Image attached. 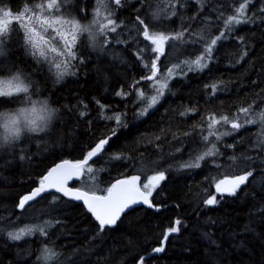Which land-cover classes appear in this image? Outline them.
<instances>
[{
	"label": "trees",
	"instance_id": "obj_1",
	"mask_svg": "<svg viewBox=\"0 0 264 264\" xmlns=\"http://www.w3.org/2000/svg\"><path fill=\"white\" fill-rule=\"evenodd\" d=\"M45 1L0 0V9L20 13ZM242 3L72 0L64 5L69 15L88 24L96 5L103 4L117 26L98 30L94 41L83 32L66 75L34 53L13 23L0 76L35 77L37 93L1 96L0 125L32 102L54 114L50 124L44 120L43 131H23L0 144V264H264V119L259 114L264 113V0H246L241 22L226 26ZM144 25L199 50L184 56L190 64L183 75L169 82L154 109L139 116L138 93L150 84L145 77L152 74L151 63L159 56L160 72L171 66L144 38ZM217 37L207 64L193 66ZM241 108L249 109L252 125L221 139L212 135L205 145L198 139L211 130L209 117L234 118ZM103 139L108 140L105 150L86 165L93 171L83 173L88 181L73 185L97 183L98 193H106L122 177L139 176L142 183L148 173L163 172L151 195L154 207L135 206L103 230L84 204L57 193L18 208L21 196L54 164L83 160ZM208 145L214 155L199 160L198 167L185 166L196 163ZM249 172L234 193L205 203L217 180ZM177 220L179 231L169 233ZM22 229L31 231L19 239L9 235ZM48 248L55 255L45 259Z\"/></svg>",
	"mask_w": 264,
	"mask_h": 264
},
{
	"label": "snow or ice",
	"instance_id": "obj_2",
	"mask_svg": "<svg viewBox=\"0 0 264 264\" xmlns=\"http://www.w3.org/2000/svg\"><path fill=\"white\" fill-rule=\"evenodd\" d=\"M116 4L120 3V0H115ZM53 9L59 7L58 0H48L47 5L39 4L36 5L38 9ZM247 7V3H242L238 9H236L237 14L229 16L225 20V25H232L238 24L241 22L242 17L244 16L245 9ZM25 13H28L25 16ZM96 15H100V10L97 8ZM18 22L19 26L23 28L24 32L27 34V42L32 46L34 49L39 50V54L41 56L45 55V48L43 46H48L49 50L53 53H58L59 55H68L74 56L72 51L73 46L77 40V34L81 32L88 31V28L82 27L78 21L76 20H65L60 17L51 18L50 16H45L43 13H37L32 9L28 8L27 6L24 8L22 12L13 16L10 9H0V36L5 35L9 31V25L13 22ZM94 23H99V20H94ZM143 24V21H141ZM36 25L38 27H34ZM60 25L61 27H57ZM64 25H71L70 30L65 31L63 30ZM116 22L110 18L107 19V23L102 24L100 27V31L103 33L105 29H109L111 31L116 30ZM51 28L55 33V37L52 36H45L42 33H46L47 30ZM39 29V30H38ZM182 35V33L177 34V37ZM223 35V33L221 34ZM143 36L146 40L150 41L155 48L152 49L156 52H163L164 43L176 37H169L164 33H151L148 29L147 25H144L143 28ZM59 37L60 40L63 41V47L66 49V52H61L57 49L53 44L52 41ZM216 39L211 40L209 47L206 51H211V46L215 45L217 42ZM203 57L197 58L195 61H192L197 67H203L204 65L201 64V60ZM187 63V62H185ZM57 68L60 67L59 64L56 65ZM152 70V75L145 77V79L154 80L156 77V72L158 68L156 63L153 61L150 65ZM14 80L18 81L15 85H13L12 81H5L3 82L4 88L0 90V96H11L13 93H27L28 87L23 85V82L19 80V77H14ZM166 84H160L159 88L157 89V95L152 96L150 98L149 107L155 105L158 101V96L163 95L162 89L165 88ZM140 97H144L143 91L139 93ZM146 111V110H145ZM240 111L242 113L247 114L249 109L248 108H241ZM43 113L44 115H40ZM48 116H50L49 110L47 107H43L37 109L33 106L31 109H21L20 114L16 117L10 119L8 123H5V128L13 133H19V124L21 120L26 122V126L31 129L32 132L36 131H43V128L40 124L37 123L38 120H45ZM261 118L264 119V113H261ZM114 119L119 122L120 117L115 116ZM208 128L214 129L215 126L221 121L227 124H231L233 129H239L242 125L236 121L229 120L228 117L222 116L220 119H216L214 116L209 117ZM247 123H252L253 121H246ZM115 134V133H113ZM210 135H214V132H210ZM207 140V137H204ZM108 143L107 139L100 140L95 147L89 151L86 157L83 160L77 161L75 163L70 161H64L61 164L56 165L48 173L43 176V178L39 181V187L36 188L30 195L24 196L19 203V207L23 208L24 205L32 200L35 196L39 195L41 192L45 191L46 189H56L58 192L63 193L65 196H68L75 200H82L88 211H90L95 219L98 221L99 227L101 230L104 229L105 226H111L116 223L119 219L122 212H124L130 205L137 203L138 201H142L145 204H150L148 196L151 195V190L155 188L160 181H162L165 176L163 172H160L156 175L147 178V183L143 185V191H141L140 187H138V181L140 177L133 176L130 179L120 180L117 181L116 184H113L110 188L107 189L106 195H96L95 192H83L79 189L73 190L67 187L68 180L72 179L74 176H79L83 174L85 171L91 173L93 170L91 167H86L88 165V161L92 159L94 156L98 155L103 149L104 146ZM214 155L212 150L205 152L203 155L197 157V163L185 165L186 167H198V161L204 159L205 156ZM118 158V157H117ZM251 173L249 172L247 175L235 177L232 180H222L216 184V191L217 192H229L234 193L236 188L243 184L250 176ZM216 197L212 196L211 198L205 201L208 205L215 204ZM176 227H172L168 229L169 233L179 231L178 225L180 221H175ZM26 230L22 229L20 233L9 235L13 236L15 239H19ZM27 231H31L28 229ZM162 248H157L155 251H162ZM55 253L51 252L48 249L44 250V258L50 259L54 256ZM142 264V262H141Z\"/></svg>",
	"mask_w": 264,
	"mask_h": 264
},
{
	"label": "rangeland",
	"instance_id": "obj_3",
	"mask_svg": "<svg viewBox=\"0 0 264 264\" xmlns=\"http://www.w3.org/2000/svg\"><path fill=\"white\" fill-rule=\"evenodd\" d=\"M70 1L72 2V0H58V3H59V7L57 8H53V9H47L46 7L44 9H38L36 8V6H32V7H28L30 9H32L33 11L37 12V13H43V15L45 16H50L51 18H56V17H60V18H63L65 20H76L79 22V24L82 26V27H86L88 28V31H85L84 34H86L87 36H89V38L91 37V40L94 41L96 40L97 38V32H98V28L99 26H101L102 24H104L107 20V17H108V13L105 12V8H104V5L103 4H98L96 5V12H97V8H99L100 10V15L97 16L95 15L94 17V20H99V23H94L93 21H89L88 24L85 23V22H82L80 19L78 18H75L71 15H69L68 11L66 9H64V5L65 4H69ZM48 3V0H46L45 2H42L40 4H44V5H47ZM13 16L19 14V13H12ZM28 13H25V16H27ZM16 22V21H13L10 25H9V29L10 27L13 25V23ZM18 23V22H17ZM19 25V24H18ZM34 27H38L36 25H33ZM57 27H61L60 25H57ZM71 28V25H64L63 26V30L65 31H68L70 30ZM39 30V29H38ZM21 31L25 34V38L27 36V34L24 32L23 28H21ZM9 32V31H8ZM101 32V31H99ZM12 32L10 33H6L4 35V37L2 38V36H0V57L4 56L6 54V50H7V47H8V44H9V37L11 35ZM196 33H201V32H196ZM43 35L45 36H52V37H55V33L53 32V30L51 28H49L47 30L46 33H42ZM83 34V32L81 33H78L77 34V40H76V43L75 45L73 46L72 48V51L73 53L75 54V48H76V45H77V42H78V39L79 37ZM202 35V34H201ZM27 39V38H26ZM52 44L57 48L59 49V51L61 52H66V49L63 47V41L59 39V37H56L53 41H52ZM45 48V55L44 56H41L39 54V50L38 49H34L32 48V50L34 51V53H36L37 55H39L40 57L44 58V59H48L49 61H52V64H53V67L56 68L57 70V73H59V75H66L69 73V68H70V62L72 60V57L73 56H68V55H59L58 53H53L49 50L48 46H43ZM207 48H205V50L203 52H201V57H203V59L201 60V64L202 65H206L207 64V54L209 53L208 51H206ZM192 51H194L193 53L194 54H197L198 52V48L195 47L194 49H191ZM191 50H188V48L183 44V41L182 40H179L178 42H175L173 39H169L167 40L165 43H164V46H163V52L162 54L165 56L166 58V62L169 61L170 63V67L164 71V72H160V63H159V56L154 60V62L156 63V66L158 68V71L156 72V77L154 80H151L149 83V86L148 88H145V89H140L139 90V93L140 91H143L144 93V97L141 98L140 95L138 96V101L137 103H139L137 105V115L141 116V115H146L148 114L152 109H154L158 103L162 100V98L166 95L167 93V90H168V87H169V82L174 79L176 76H181L183 75L181 72L183 71V69L185 67H187L189 63L188 60L184 59V56L187 54L189 56H193L191 54ZM160 53V52H159ZM187 62V63H185ZM59 64L60 67L57 68L56 65ZM193 66H196L195 64H193ZM203 66V67H204ZM197 67V66H196ZM203 67H197V68H203ZM53 68V69H54ZM152 75V74H151ZM150 75V76H151ZM14 77H17L15 75L13 76H7L6 75H2L0 76V90H3L4 88V85H3V82L5 81H12L13 85H15L16 83H18V81L14 80L13 78ZM18 77H19V80L23 82V85H26L28 87V92L26 93L28 96H34L36 95L37 91H35L33 89V86H34V82H36V78L35 77H29L26 73H21V74H18ZM160 84H166L167 86L165 88L162 89L163 91V95H159L158 96V101L155 105L149 107V103H150V98L152 96H156L157 95V89L159 88V85ZM138 93V94H139ZM20 94H23V93H13V95L9 96V97H12V98H17L18 95ZM1 97V96H0ZM33 101H36V102H39L37 100H33ZM33 106H35L37 109H40V108H43L35 103H28V104H25V105H22L20 108L18 109H15L14 111L10 113H7V114H10V115H7V119L4 120V117H2L1 120H4L3 121V124L5 123H8L10 120L9 118H13V117H16L20 114V110L21 109H31ZM146 110V111H145ZM263 113L262 111L259 113L261 114ZM40 115H44L43 113H40ZM138 116V117H139ZM222 116H225V115H221L219 117H215L216 119H220V117ZM53 116H48L46 119H45V123L46 125L50 124L51 121H52V118ZM213 117V116H212ZM229 118V120H232V121H236L238 123H240L242 126L239 128V129H233L231 127V124H227V123H224L223 121H221V123L217 124L215 126L214 129H211L210 131H206L203 136V142H204V145L207 144V142L210 141V139H212V135H210L209 133L210 132H214L215 134V137L216 138H223L225 136H228V135H233V134H237L239 131L243 130L245 128L246 125H252L253 124V120L252 119H248V117L246 116L245 113H242V112H238L234 118L233 117H229V116H226ZM261 120H263L261 117H260ZM253 121L252 123H247L246 121ZM38 124L41 125V127L44 129V120H38L37 121ZM20 126L22 128H27L26 126V122L24 120H21L20 121ZM263 128H264V125H263ZM25 131H28V130H25ZM204 137H207V140L204 139ZM210 143V142H209ZM210 145H208V147H206V151L205 152H208V148H209ZM199 149V148H198ZM212 152H216L215 149H211ZM201 152V151H200ZM204 152V153H205ZM204 153H201L202 155ZM197 163V162H196ZM199 165V164H198ZM160 173L159 171H155L153 173H148L146 175V178L144 180V182L140 183V186L143 188V185L145 183H147V178L148 177H151L153 175H156ZM240 176H243V175H240ZM139 177V176H138ZM235 177H238V176H230V177H222L221 179L217 180L215 183H214V186L213 188H216V184L219 182V181H222V180H232L234 179ZM85 181H88L86 178H82L79 182L80 185L83 184V182ZM140 181V180H139ZM241 185V184H240ZM160 185L156 186L155 188H153L151 190V194L156 192V189L159 187ZM83 189L89 191V192H95V193H98L99 192V186L97 183H91V184H85L82 186ZM240 187V186H239ZM238 187V188H239ZM236 188V190L238 189ZM235 190V191H236ZM225 193H229V192H225ZM229 194H232V193H229ZM26 230V229H24ZM21 231V230H20ZM25 232H29V231H25ZM24 232L23 235H26V233ZM20 233V232H18ZM48 250H50L48 248Z\"/></svg>",
	"mask_w": 264,
	"mask_h": 264
},
{
	"label": "water",
	"instance_id": "obj_4",
	"mask_svg": "<svg viewBox=\"0 0 264 264\" xmlns=\"http://www.w3.org/2000/svg\"><path fill=\"white\" fill-rule=\"evenodd\" d=\"M106 146H107V144L104 146V149H103L99 154H101V153L105 150ZM99 154L96 155V156H94L92 159L98 157ZM92 159H90V160H92ZM90 160H89V161H90ZM64 161H70V162L75 163L74 161H72V160H70V159L61 160V161L57 162L56 164H54L49 170H51V169H52L53 167H55L56 165L63 163ZM89 161H88V162H89ZM47 173H48V172H47ZM47 173H46V174H47ZM46 174H45V175H46ZM45 175H44V176H45ZM82 176H83V174H81V175H79V176H74L72 179L68 180V182H67V187L70 188V189H73V190L79 189V190H81V191H83V192H89V191H87V190H85V189H83V188H81V187H78V186H74V185H73V183H74L75 181L80 180V179L82 178ZM131 177H133V176H131ZM131 177H122V178L118 179L117 181L130 179ZM117 181H115L114 184H116ZM38 187H39V184L36 185L34 188H32L30 191L24 193V194L21 196L20 200H21L24 196H26V195H30V194H31L36 188H38ZM138 187H139V186H138ZM140 189H141V191H143L142 188H140ZM48 193H57V194H59V195L64 196L65 198H67V199H69V200L77 201V202H80V203H82V204L85 205V203H84L82 200H75V199H72V198H70V197H68V196H65L63 193L58 192L56 189H51V188H49V189H46L45 191L41 192L39 195L35 196L32 200L28 201V202L24 205L23 208H20L19 205H18V208H19V209H24L26 206H28V205H30L31 203L37 201L39 198H41L42 196H44L45 194H48ZM89 193H91V192H89ZM106 194H107V192H106V193H96V195H106ZM148 199H149V201H150V204H145V203H143L142 201H138L137 203L130 205V206H129L124 212H126L127 210H129V209H131V208H133V207H135V206H139V205H146V206L154 207V204H153V202H152L150 196H148ZM19 203H20V201H19ZM85 206H86V205H85ZM86 208H87V207H86ZM124 212H122L121 215H122ZM92 215H93V214H92ZM121 215H120V217H121ZM93 216H94V215H93ZM120 217H119V218H120ZM94 218H95V217H94ZM118 220H119V219H118ZM118 220H117V221H118ZM117 221H116V222H117ZM97 222H98V221H97ZM111 226H113V225H111Z\"/></svg>",
	"mask_w": 264,
	"mask_h": 264
},
{
	"label": "clouds",
	"instance_id": "obj_5",
	"mask_svg": "<svg viewBox=\"0 0 264 264\" xmlns=\"http://www.w3.org/2000/svg\"><path fill=\"white\" fill-rule=\"evenodd\" d=\"M49 113H50V116L53 115V110L52 109H49ZM5 124L3 125H0V129L3 130V134L0 135V144H7L9 143L12 139L14 138H18L21 136V134L23 133V131L25 130H28V131H31V129L29 127H27L26 129L25 128H22L19 124V133H13V132H10L8 131L5 126Z\"/></svg>",
	"mask_w": 264,
	"mask_h": 264
},
{
	"label": "flooded vegetation",
	"instance_id": "obj_6",
	"mask_svg": "<svg viewBox=\"0 0 264 264\" xmlns=\"http://www.w3.org/2000/svg\"><path fill=\"white\" fill-rule=\"evenodd\" d=\"M200 112H198V114H199ZM203 138V136H200L198 139H202ZM203 140V139H202ZM164 180V179H163ZM162 180V181H163ZM162 181H160L159 183H158V185H160V183L162 182ZM138 185H139V187H141L140 186V183H139V181H138ZM157 185V186H158ZM143 189V188H142ZM155 193V192H154ZM223 194H226L225 192H217L216 191V188H214V190H213V193H212V196H215L216 198L219 196V195H223ZM152 195V194H151ZM151 195H150V197H151ZM211 196V197H212Z\"/></svg>",
	"mask_w": 264,
	"mask_h": 264
},
{
	"label": "bare ground",
	"instance_id": "obj_7",
	"mask_svg": "<svg viewBox=\"0 0 264 264\" xmlns=\"http://www.w3.org/2000/svg\"><path fill=\"white\" fill-rule=\"evenodd\" d=\"M9 120H10V118H9Z\"/></svg>",
	"mask_w": 264,
	"mask_h": 264
}]
</instances>
